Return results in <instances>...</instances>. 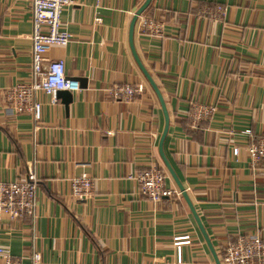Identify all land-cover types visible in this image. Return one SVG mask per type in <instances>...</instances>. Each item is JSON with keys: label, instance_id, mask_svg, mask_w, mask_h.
I'll list each match as a JSON object with an SVG mask.
<instances>
[{"label": "crops", "instance_id": "1", "mask_svg": "<svg viewBox=\"0 0 264 264\" xmlns=\"http://www.w3.org/2000/svg\"><path fill=\"white\" fill-rule=\"evenodd\" d=\"M145 0H73L61 10L71 35L47 60L62 59L66 76L81 84L65 105L37 92L41 119L17 112L7 90L31 80V11L26 1L0 0V182L37 178L36 220L0 217V247L40 264H221L226 243L259 232L264 240V172L253 170L244 147L264 136V0H151L140 15L163 26L133 46L169 117L162 150L210 241L159 155L165 118L136 64L129 26ZM216 4L226 7L222 20ZM140 88L131 101L109 90ZM194 104L216 110L189 127ZM250 130L253 137L243 134ZM239 146L237 157L232 148ZM156 164L174 194L153 204L129 178ZM88 174L94 193L79 200L70 179ZM188 243L174 245V238Z\"/></svg>", "mask_w": 264, "mask_h": 264}, {"label": "built area", "instance_id": "2", "mask_svg": "<svg viewBox=\"0 0 264 264\" xmlns=\"http://www.w3.org/2000/svg\"><path fill=\"white\" fill-rule=\"evenodd\" d=\"M30 6L32 33L31 80L19 83L7 90V98L13 108L20 113H29L35 122L41 119L42 106L35 98L37 92L50 97L51 104L57 103L56 93L60 90L73 92L79 89L77 81L67 78L62 59L47 60L46 53L53 46H66L71 35L66 32L60 21L61 10L73 0H22ZM100 0H95L98 7ZM226 7L216 4L214 16L222 20ZM140 27L143 33L162 37L163 26L160 22L140 16ZM140 92V88L131 84H122L109 90L110 96L118 101H131ZM216 108L210 104H194L188 113L189 127L197 129L202 121L210 120ZM253 137L250 130L242 132ZM245 152L249 166L253 170L264 172V136L247 144ZM239 146L232 148V155L237 157ZM129 178L137 185L138 194L158 204L164 198L174 194V190L165 185V171L156 164L136 171ZM38 178L32 167H28L25 178L14 182H0V217L8 222L29 218L32 226L36 220L35 207L37 200ZM71 195L75 199H89L94 193V181L88 174L70 179ZM34 227V226H33ZM184 237L174 238V245L188 243ZM41 254L34 249L28 257V263L21 258L13 257L9 250L0 247V264H40ZM221 264H264V240L259 232L238 237L226 243L221 256Z\"/></svg>", "mask_w": 264, "mask_h": 264}, {"label": "water", "instance_id": "3", "mask_svg": "<svg viewBox=\"0 0 264 264\" xmlns=\"http://www.w3.org/2000/svg\"><path fill=\"white\" fill-rule=\"evenodd\" d=\"M151 0H145L143 2V4L140 6V8L135 12L132 20H131V23H130V26H129V46H130V50H131V53L133 55V58L136 62V64L138 65L139 69L141 70V72L143 73L144 77L146 78L147 82L149 83V85L151 86V88L153 89V91L155 92L156 96H157V99L159 100V103L161 105V108H162V111H163V114H164V118H165V126H164V130L162 132V135H161V138H160V142H159V146H158V150H159V155H160V158L161 160L163 161L164 163V166L165 168L167 169L168 173L170 174V176L173 178V180L175 181V183L177 184L178 188H179V191L181 193V195L183 196V198L185 199L204 239L206 240V242L208 243V245L211 247V244H210V241L207 237V234L205 232V229L203 228V225L198 217V215L196 214L193 206L191 205L189 199H188V196L183 188V186L181 185V183L177 180V177L173 171V169L171 168L170 164L168 163L165 155L163 154V150H162V145H163V140L165 138V135L167 133V129H168V124H169V117H168V114L166 112V109H165V103L163 101V98L159 92V89L157 87V85L155 84V82L153 81V79L151 78V76L148 74L147 70L143 67L141 61L139 60L136 52H135V49H134V46H133V30H134V25L138 19V17L143 13V11L147 8V6L149 5ZM82 84H84V81H81V84H78L79 86H81ZM56 97L57 99H61L63 101V103L65 105H68L70 104L71 100H72V95L69 91H66V90H60V91H57L56 93ZM216 264H220V262L216 259Z\"/></svg>", "mask_w": 264, "mask_h": 264}]
</instances>
